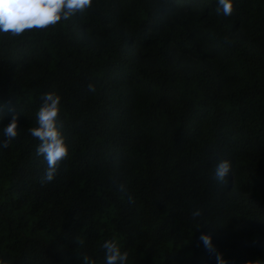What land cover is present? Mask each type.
Segmentation results:
<instances>
[{
    "label": "trees",
    "instance_id": "obj_1",
    "mask_svg": "<svg viewBox=\"0 0 264 264\" xmlns=\"http://www.w3.org/2000/svg\"><path fill=\"white\" fill-rule=\"evenodd\" d=\"M217 7L92 0L47 29L0 33V141L18 118L0 148V259L105 264L114 239L126 264H217V252L264 264V0ZM48 91L69 156L42 183L29 129Z\"/></svg>",
    "mask_w": 264,
    "mask_h": 264
},
{
    "label": "clouds",
    "instance_id": "obj_2",
    "mask_svg": "<svg viewBox=\"0 0 264 264\" xmlns=\"http://www.w3.org/2000/svg\"><path fill=\"white\" fill-rule=\"evenodd\" d=\"M92 0H0V33H10L12 36H20L27 30L47 29L54 26L62 19L67 21L77 13H84L91 7ZM215 11L225 17L233 13V0H218ZM229 41L226 39L225 41ZM88 91H95L92 83L87 85ZM41 105L36 113V127L29 129L30 134L39 140L36 155L43 156L47 161V168L41 182H51L57 175L61 164L69 156V147L58 127V119L61 111V97L55 91H48L41 95ZM4 140L0 141V148H6L10 142L18 136V118L13 114L10 122L4 127ZM231 170V163L227 159L220 160L214 169V175L219 183L225 184L226 177ZM119 190L125 192L123 184ZM132 200V197H129ZM193 217L201 215L200 210L192 213ZM200 240L206 249L214 251L211 236L202 234ZM105 264H126L128 252L122 251L120 245L114 239L106 240L103 245ZM83 264H96L88 255H83ZM217 264H226L220 253H216ZM0 264L6 261L0 259Z\"/></svg>",
    "mask_w": 264,
    "mask_h": 264
}]
</instances>
